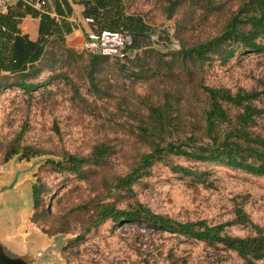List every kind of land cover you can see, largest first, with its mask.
<instances>
[{
    "label": "rangeland",
    "instance_id": "rangeland-1",
    "mask_svg": "<svg viewBox=\"0 0 264 264\" xmlns=\"http://www.w3.org/2000/svg\"><path fill=\"white\" fill-rule=\"evenodd\" d=\"M177 1L125 0L130 13L141 14L153 27L155 47L169 60L172 55L168 53L179 50L185 39L204 29L216 34L223 21L212 14L203 18V12L198 11L193 17L201 22L191 29L183 27L185 23L189 26L193 18L184 21L189 3L175 4ZM218 1L226 8L240 2ZM172 2L176 5L174 13L169 10ZM76 49L77 54L67 56L48 52L38 63L44 72L32 80L38 85L32 94L17 86L0 88V233L8 244L29 254L34 264H247L222 244L213 246L165 232L146 221H107L75 241L87 227L93 213L90 208L101 198L119 208L140 202L182 222L206 219L214 225L225 224L226 231L236 236L252 233L250 226L237 219L236 207H242L253 223L264 227V176L224 162L166 155L152 165L147 175L136 180L131 190L114 189V179L130 171L139 152L150 150L137 143L131 124L138 109L146 113L147 102L161 99V88L156 89L160 77L148 81L135 76L122 79L113 68L116 58L109 56L106 63L94 65L100 88L97 91L98 85L92 84L86 74L92 54ZM221 61L216 57L203 64L206 85L233 91L264 88L263 51L237 52L230 62ZM52 75L55 77L50 79ZM1 82L12 79L2 77ZM108 86L113 88L107 92L110 95L103 91ZM228 111L231 117L236 114L233 107ZM187 114L184 111L175 120L181 122L179 127L185 128L190 118ZM23 130L22 145L43 153L30 159L20 153L3 162L8 144ZM252 130L264 136V115L257 118ZM195 133L201 143V130ZM209 142L206 138L202 144ZM101 143L112 151L103 165L85 164L79 173L56 170L49 162L63 160V152L89 156ZM175 164L200 175L174 172ZM40 180L51 191L47 208L55 214L36 224L31 220L35 212L33 187ZM62 223L70 225L69 232L51 235L43 231V226Z\"/></svg>",
    "mask_w": 264,
    "mask_h": 264
},
{
    "label": "trees",
    "instance_id": "trees-1",
    "mask_svg": "<svg viewBox=\"0 0 264 264\" xmlns=\"http://www.w3.org/2000/svg\"><path fill=\"white\" fill-rule=\"evenodd\" d=\"M49 1L39 8L36 0H18L7 12H0V88L3 85L17 86L29 94L38 87L32 80L44 72L38 63L48 52L57 51L64 56L77 54L75 47L66 44V34L72 28L70 23L59 22L51 15L47 10ZM53 1L59 16H67L71 12L66 0ZM180 2L189 3L185 8L184 21L188 17L193 18L189 26L185 23L183 27L191 29L201 22L193 17L198 11L203 12V18L212 14L216 18H223V21L216 34L212 33V29H204L193 38L185 39L179 50L168 53L172 55L169 60L155 47L153 27L141 14L130 13L125 0H83L84 16L93 19V32H122L131 37V43L125 49V58L115 57L113 63L119 76L122 79L135 76L142 81L160 77L156 89L161 88V99L147 102L146 113L136 110L137 117L133 118L135 122L131 124L137 143L148 146L150 150L139 152V157H135L138 161L130 171L114 179V189L131 190L135 181L147 175L152 165L166 155L201 162H224L247 173L264 176V136L252 130L257 118L264 115V88L259 91L245 88L233 91L226 87L206 85L203 79V64L207 60L219 57L226 64L237 52H264V0H240L232 8H226L218 0H178L175 4ZM169 10L174 13L176 5L171 4ZM27 15L40 20L37 40L31 39L20 28L22 18ZM108 59L109 55L92 54L90 69L86 70L85 67L88 78L95 86L99 83L96 82L97 69L94 65L106 63ZM2 77L11 78L12 82H1ZM54 77L52 75L50 79ZM111 86L103 89L108 95L110 93L107 92L113 89ZM96 90L100 91L99 85ZM229 107L236 110L234 117H231ZM184 111L190 118L184 124L185 128H181L178 126L181 122L175 120H179ZM199 130L203 135L201 143L195 133ZM23 135L24 130L8 144L3 162L20 153L27 159L43 153L36 147L22 145ZM206 138L210 142L205 146L202 143ZM110 153L111 149L101 143L89 156L63 152V160L49 162L56 170L80 173L85 164L103 165ZM172 169L187 176L200 175L198 171L182 165H172ZM50 193L42 180L33 187L35 212L31 220L36 224L54 217L55 212L47 208ZM90 210L93 213L88 218L87 227L75 241L83 239L86 233L107 221L116 224L122 221H146L165 232L213 246L222 244L237 252L247 264L264 261V227L253 223L242 207H236V215L240 223L252 229V233L246 236L232 235L226 231L225 224L214 225L206 219L182 222L170 215L156 213L140 202L119 208L115 203L101 198ZM42 228L45 233L54 235L69 232L71 227L62 223Z\"/></svg>",
    "mask_w": 264,
    "mask_h": 264
},
{
    "label": "crops",
    "instance_id": "crops-1",
    "mask_svg": "<svg viewBox=\"0 0 264 264\" xmlns=\"http://www.w3.org/2000/svg\"><path fill=\"white\" fill-rule=\"evenodd\" d=\"M70 5L71 12L67 16H59L56 11L54 1L50 0L47 10L51 15L57 18L59 22L67 21L70 23L71 32L66 34V44L71 47L82 48L89 32H93V19L84 16L83 0H66ZM37 7H41L37 5ZM39 18L27 15L22 18L20 28L24 33L29 34L30 38L37 40L39 38Z\"/></svg>",
    "mask_w": 264,
    "mask_h": 264
},
{
    "label": "built area",
    "instance_id": "built-area-1",
    "mask_svg": "<svg viewBox=\"0 0 264 264\" xmlns=\"http://www.w3.org/2000/svg\"><path fill=\"white\" fill-rule=\"evenodd\" d=\"M18 0H0V12L5 13ZM38 5H44L47 0H36ZM131 43V37L122 32L102 31L90 32L83 44V49L92 54H105L124 59L125 49Z\"/></svg>",
    "mask_w": 264,
    "mask_h": 264
},
{
    "label": "water",
    "instance_id": "water-1",
    "mask_svg": "<svg viewBox=\"0 0 264 264\" xmlns=\"http://www.w3.org/2000/svg\"><path fill=\"white\" fill-rule=\"evenodd\" d=\"M0 264H34L33 258L10 246L0 233Z\"/></svg>",
    "mask_w": 264,
    "mask_h": 264
}]
</instances>
